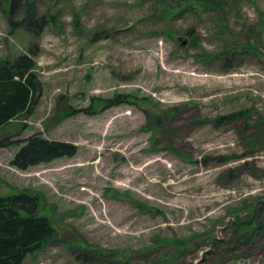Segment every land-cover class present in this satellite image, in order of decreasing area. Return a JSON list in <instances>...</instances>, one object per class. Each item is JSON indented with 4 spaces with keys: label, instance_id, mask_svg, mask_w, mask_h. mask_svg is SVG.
<instances>
[{
    "label": "rangeland",
    "instance_id": "rangeland-1",
    "mask_svg": "<svg viewBox=\"0 0 264 264\" xmlns=\"http://www.w3.org/2000/svg\"><path fill=\"white\" fill-rule=\"evenodd\" d=\"M21 1L53 18L11 32L0 0V59L35 48L40 83L0 138L77 148L20 170L0 147V195L58 232L24 264H264V0Z\"/></svg>",
    "mask_w": 264,
    "mask_h": 264
},
{
    "label": "trees",
    "instance_id": "trees-1",
    "mask_svg": "<svg viewBox=\"0 0 264 264\" xmlns=\"http://www.w3.org/2000/svg\"><path fill=\"white\" fill-rule=\"evenodd\" d=\"M191 1L181 0L179 5ZM22 8L23 17L18 21L15 17ZM4 12L11 32L23 28L34 36H38L53 18L38 16L33 2L23 4L21 0H8ZM35 52L34 48L14 60L0 59V133L15 120L26 119L37 104L40 83L35 72ZM116 97L119 99L117 102L128 101L122 99V95ZM11 146H17L18 150L10 165L20 170L71 157L77 152L74 144L49 139L38 133L23 140H14L8 135L0 138V147ZM239 228L242 237L256 236L260 227L255 214ZM57 233L50 218L41 214L37 195L25 191L0 195V264H24L29 255L43 250L54 241ZM82 255V264H94V255L88 252Z\"/></svg>",
    "mask_w": 264,
    "mask_h": 264
},
{
    "label": "bare ground",
    "instance_id": "bare-ground-1",
    "mask_svg": "<svg viewBox=\"0 0 264 264\" xmlns=\"http://www.w3.org/2000/svg\"><path fill=\"white\" fill-rule=\"evenodd\" d=\"M194 76V74H192ZM197 78H201L202 80L203 79H209L210 76L209 75H198ZM155 164V162L153 163V165ZM151 164H148V166H146V168H149Z\"/></svg>",
    "mask_w": 264,
    "mask_h": 264
}]
</instances>
